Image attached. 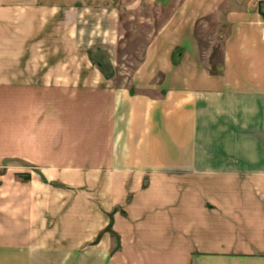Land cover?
I'll list each match as a JSON object with an SVG mask.
<instances>
[{"label":"crops","instance_id":"1","mask_svg":"<svg viewBox=\"0 0 264 264\" xmlns=\"http://www.w3.org/2000/svg\"><path fill=\"white\" fill-rule=\"evenodd\" d=\"M147 1L163 19L127 86L110 46L68 81L44 49L47 5L85 9L81 39L101 20L104 43L123 0H0V162L35 154L47 100L70 90L64 146L102 171L86 179L102 194L59 229L53 249L70 254L54 264H264V1ZM208 16L227 28L217 64L198 35ZM26 183L0 177V264L45 249Z\"/></svg>","mask_w":264,"mask_h":264},{"label":"rangeland","instance_id":"2","mask_svg":"<svg viewBox=\"0 0 264 264\" xmlns=\"http://www.w3.org/2000/svg\"><path fill=\"white\" fill-rule=\"evenodd\" d=\"M123 3L127 5L123 4L124 7L118 11L115 24L107 28L108 34L104 43L97 41L104 36L105 31L101 20L95 21V26L91 28L90 41L81 39L83 28L89 24L86 15L90 13L88 14L85 9L77 11L66 6L58 10L47 5L44 49L47 53V68L52 69L48 74H57L59 71L55 70L60 69L63 80L73 79L74 68L89 66L92 63L94 67H99L98 60L90 54L93 46H110L112 47L109 54L110 62L119 72L115 76L118 79L116 83L128 86L131 73L143 60L144 48L159 27L163 15L159 8L147 0H123ZM132 3L136 8L130 7ZM199 24L201 47L206 54L214 50V57L211 60L217 64L222 52V39L227 32L226 25L221 26L214 20V16L206 17ZM70 93V90L56 91L57 97L59 95L63 97L62 103L57 105L51 104L54 99L47 100L49 107L45 122V139H37L40 134L38 135L37 131L31 132L30 151H34L35 154L19 157V160L8 163L7 167L6 163L0 162V177L13 178L15 182L24 184L29 182L30 185L34 181L35 186L31 185L30 190L37 191L36 198L40 195L39 210L41 212L44 210L45 213L43 220L46 234L45 249L31 250V264L33 262L37 264L39 261L54 264L66 258V255L69 257L70 252L53 249L55 240L60 238L59 229L69 225L70 220H74L76 215H85L87 198L102 194L101 187H91L86 180L91 178V173L98 177L102 171L87 170L92 160L85 155H74V152L71 154L69 152L74 149L64 146V136H68V132L67 129L66 131L63 129L65 126L63 113L68 112L70 108ZM51 105L57 108L54 109Z\"/></svg>","mask_w":264,"mask_h":264},{"label":"trees","instance_id":"3","mask_svg":"<svg viewBox=\"0 0 264 264\" xmlns=\"http://www.w3.org/2000/svg\"><path fill=\"white\" fill-rule=\"evenodd\" d=\"M9 159H5L4 161L6 162V161H8Z\"/></svg>","mask_w":264,"mask_h":264},{"label":"built area","instance_id":"4","mask_svg":"<svg viewBox=\"0 0 264 264\" xmlns=\"http://www.w3.org/2000/svg\"><path fill=\"white\" fill-rule=\"evenodd\" d=\"M264 1V0H263Z\"/></svg>","mask_w":264,"mask_h":264}]
</instances>
